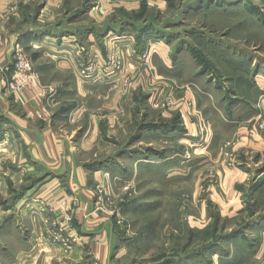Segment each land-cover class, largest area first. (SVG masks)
Wrapping results in <instances>:
<instances>
[{"label":"rangeland","instance_id":"374dc122","mask_svg":"<svg viewBox=\"0 0 264 264\" xmlns=\"http://www.w3.org/2000/svg\"><path fill=\"white\" fill-rule=\"evenodd\" d=\"M3 32L16 33L13 68L21 48L56 124L82 109L80 133L117 124L99 126L100 151L80 152L88 181L99 171L109 264H264V0H0ZM54 209L48 264H84L68 262L80 236ZM12 233L0 231V264H30L34 247Z\"/></svg>","mask_w":264,"mask_h":264},{"label":"crops","instance_id":"0c3cea01","mask_svg":"<svg viewBox=\"0 0 264 264\" xmlns=\"http://www.w3.org/2000/svg\"><path fill=\"white\" fill-rule=\"evenodd\" d=\"M17 38L16 33L3 32L0 39V158L6 157L8 161L2 181L15 182L14 190L3 193L5 209L0 207V214L3 209L11 212L13 217L4 218L0 231L10 229L13 233L5 240L19 242L23 250L26 246L34 247L28 263L40 264L41 256L44 257L41 264H48L52 251L57 250H52L49 245L45 221L54 218L48 213L49 208L58 211L64 204L66 229L77 231L80 236L75 252L67 256L68 262L109 264L114 249L111 221L108 212L93 202V186L99 181V171L90 173L89 182L82 169L80 152L100 151L102 147L96 137L97 130L100 134L99 126L108 125L110 135L117 124L110 126L103 122L96 128L91 122L80 133L79 122L84 109L76 112L68 123L69 128L66 121L56 124V116L45 109L53 103L39 104L37 89L16 100L8 97L4 87L13 74V53L19 45ZM28 43L35 44L32 40ZM39 44L36 42L35 45ZM39 110H44L43 119H38ZM10 241L3 242L4 246Z\"/></svg>","mask_w":264,"mask_h":264},{"label":"built area","instance_id":"2783aa9c","mask_svg":"<svg viewBox=\"0 0 264 264\" xmlns=\"http://www.w3.org/2000/svg\"><path fill=\"white\" fill-rule=\"evenodd\" d=\"M82 76L86 79H90L94 76L91 65L83 68ZM5 88L8 94L15 97H20L24 93H32L34 89L38 90V88H40L36 76L31 71L30 59L25 55L21 48H17L15 52L13 74L11 75L10 81L5 85ZM42 91L44 92L45 90ZM43 117H45L44 112L39 110L38 119H42ZM257 128L261 131L264 130V119H261L258 122ZM64 210L65 206L64 204H61L58 208V212H63Z\"/></svg>","mask_w":264,"mask_h":264}]
</instances>
